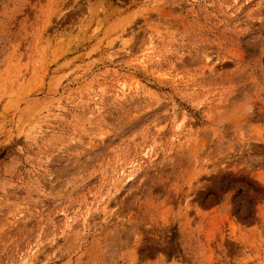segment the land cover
Wrapping results in <instances>:
<instances>
[{"label": "rangeland", "instance_id": "1", "mask_svg": "<svg viewBox=\"0 0 264 264\" xmlns=\"http://www.w3.org/2000/svg\"><path fill=\"white\" fill-rule=\"evenodd\" d=\"M0 264H264V0H0Z\"/></svg>", "mask_w": 264, "mask_h": 264}]
</instances>
